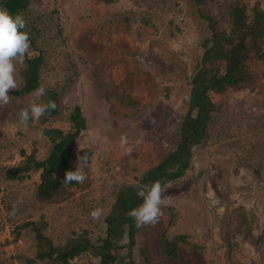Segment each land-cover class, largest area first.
<instances>
[{
  "label": "rangeland",
  "instance_id": "obj_1",
  "mask_svg": "<svg viewBox=\"0 0 264 264\" xmlns=\"http://www.w3.org/2000/svg\"><path fill=\"white\" fill-rule=\"evenodd\" d=\"M235 1L203 3L217 16ZM242 2L250 15L257 7L264 11V0ZM199 13L196 0H31L26 27L36 40L32 55L44 58L41 85L47 95L57 93L59 114L30 121L27 129L19 125L20 110L38 102L34 92L9 93L12 102L0 108V264L35 260V232L17 229L27 222L44 221L43 232L56 246L84 234L96 245L105 238L118 192L178 144L191 79L210 37ZM16 67L19 89L23 79ZM229 97L213 115L208 137L194 148L189 169L165 186L171 203L160 221L137 230L130 252L115 249L114 264H264V81L255 92ZM77 107L86 130L76 152L92 151L84 183L43 201L36 194L40 171L7 180L6 171L26 156L48 157L45 129L73 132L70 116ZM122 134L128 137L124 147ZM77 166L73 162L71 170ZM97 207L103 215L93 220L89 213ZM183 235L178 259L167 257L163 237ZM74 264L101 263L89 252Z\"/></svg>",
  "mask_w": 264,
  "mask_h": 264
},
{
  "label": "trees",
  "instance_id": "obj_2",
  "mask_svg": "<svg viewBox=\"0 0 264 264\" xmlns=\"http://www.w3.org/2000/svg\"><path fill=\"white\" fill-rule=\"evenodd\" d=\"M111 3L113 0H99ZM204 0H196L200 17L208 22L210 37L205 42V53L201 67L191 79V91L187 111L180 124L179 141L175 149L158 165L147 171L137 183L122 188L116 197L109 215L105 219V238L94 244L87 234L75 236L62 246L44 234L46 224L27 222L18 230L32 229L37 242L35 260L48 264H74L83 254L93 252L101 264H114L117 260L115 249H127L134 245L137 228L127 213L138 207L143 199L137 194V185L150 184L160 180L164 186L183 176L189 169L194 148L201 145L209 135V124L213 115L219 112L230 99L231 92H255L264 81V11L255 8L250 15L248 6L242 0H236L227 11L220 10L217 16H211ZM31 0H0V8L11 15L22 14L26 19ZM27 31V27L24 29ZM28 32V31H27ZM30 36V58L25 57V64L18 65L23 79L22 86L11 92L14 97H21L34 92L41 86L43 56L32 55L37 50L36 40ZM262 70V71H261ZM212 94L218 98L213 101ZM46 100L55 101L57 93L51 91ZM59 114L58 107L44 120ZM49 116V117H48ZM72 133L64 134L59 129H45L44 136L52 145L48 157L39 161L34 155L26 156V161L8 169L5 178L9 181H21L31 172H39L40 183L37 185V197L43 201L53 199L59 193L78 187L79 183L64 184V175L71 170L73 162L87 156L88 164L92 151L83 149L76 152V143L86 130V120L80 107L70 116ZM25 155V153H23ZM55 176V179H53ZM62 177V178H61ZM19 233L16 235L18 238ZM124 242V241H126ZM187 236H178L169 240L163 237V252L171 259H178V247L186 243Z\"/></svg>",
  "mask_w": 264,
  "mask_h": 264
},
{
  "label": "clouds",
  "instance_id": "obj_3",
  "mask_svg": "<svg viewBox=\"0 0 264 264\" xmlns=\"http://www.w3.org/2000/svg\"><path fill=\"white\" fill-rule=\"evenodd\" d=\"M27 21L22 14L11 15L6 9L0 8V108L9 105L13 97L9 93L19 87L17 80V63L25 64V57L30 58V36L29 32L24 31ZM34 95L38 102H33L27 108L19 112L18 123L24 129H27L30 121L40 119L46 114L55 110L57 104L55 101L46 100V88L41 85L34 90ZM155 123V121H151ZM122 147L128 144V137L122 134L120 137ZM127 154H131L132 148L125 149ZM88 165V157L85 155L78 160V166L73 171H68L64 175L63 183H84L87 179L85 171ZM55 179V176H53ZM166 188L160 180L150 184L137 185V194L142 197L143 202L136 208L132 209L127 215L135 222L137 229L151 225L155 226L163 216V207L171 203V196L165 195ZM15 207L11 215L15 214ZM103 209L97 207L89 215L93 220H99L103 215Z\"/></svg>",
  "mask_w": 264,
  "mask_h": 264
}]
</instances>
